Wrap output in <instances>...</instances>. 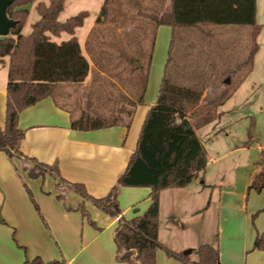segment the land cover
Returning <instances> with one entry per match:
<instances>
[{
	"label": "trees",
	"instance_id": "1",
	"mask_svg": "<svg viewBox=\"0 0 264 264\" xmlns=\"http://www.w3.org/2000/svg\"><path fill=\"white\" fill-rule=\"evenodd\" d=\"M34 1L16 0L8 7V17L17 23L9 36L0 37V62L8 58L6 115L4 127L0 129V151L11 160H24V169L30 178L49 174L57 180L58 187L75 191L85 201L115 218L118 223L114 231L118 262L155 264L156 251L162 249L183 264H220L217 246L201 245L197 248L198 259L191 261L188 255L176 253L160 242L159 198L162 190L186 187L206 169L207 152L196 129L217 119V109L252 71L261 29L256 22L257 0H104L85 42L86 55L75 36V29L83 26L89 13L80 11L60 22L58 17L66 0L37 3L39 19L32 24L29 34H22L29 14L27 6ZM221 25L248 26L250 47L246 58L229 68L220 91L207 98L203 96L207 87L205 79L213 78V73L204 81L193 77L187 85H181L169 78L168 70L179 29H194L212 39L216 36L213 27ZM159 26L170 27L171 37L157 99L146 114L137 147L125 171L106 196L89 195L83 184L65 180L55 165L41 163L23 154L24 131L18 125L21 111L54 96L61 85H82L93 67L95 73L82 91L87 97V108L77 117L70 111L71 128L129 127L136 107L143 102ZM62 32L71 37L60 43L51 39V35L59 36ZM209 66L214 68L212 63ZM197 71L190 70L189 74L197 75ZM92 101L99 106L112 105L111 117L89 112L87 109L94 105ZM122 187L151 189V204L142 215L132 219L122 216L118 200ZM263 189L264 149L261 150L259 169L249 186V190L255 192ZM79 210L88 216L84 204ZM254 249H264L263 235L256 238ZM24 264L67 263L65 260L44 262L35 258Z\"/></svg>",
	"mask_w": 264,
	"mask_h": 264
},
{
	"label": "crops",
	"instance_id": "2",
	"mask_svg": "<svg viewBox=\"0 0 264 264\" xmlns=\"http://www.w3.org/2000/svg\"><path fill=\"white\" fill-rule=\"evenodd\" d=\"M257 14L258 0L256 17ZM94 22L81 36L78 29L84 24L75 29L85 55V42ZM162 30L171 33L170 27L159 26L156 35ZM70 37L65 32L51 35L57 43ZM234 38L225 37L229 41L225 52L236 47ZM155 50L156 42L152 58ZM221 52L224 53L223 49ZM228 62L226 57L225 66ZM0 63L6 69V76L0 77L1 129L6 115L8 58ZM145 95L146 89L129 127L115 125L95 130L71 128L70 111L77 117L86 105L78 104L73 109L63 97L58 99L54 94L44 98L19 114L18 125L24 131L21 151L41 163L55 165L65 180L83 184L89 195L102 198L125 171L137 147L146 114L156 102L157 95L147 101ZM71 99L72 96L66 98L70 102ZM90 109L93 106L87 110L95 113ZM198 130L196 133L202 141ZM257 150L259 154L248 169L234 172L233 179L226 184L224 171L218 172V177L208 174L210 156L206 149L208 162L203 174L186 187L162 190L160 242L176 253L191 250L188 255L191 261L198 259V247L211 245L219 249L220 264H264V249H254L256 238L264 236V189L249 190L261 161L260 147ZM24 166V160H11L0 151V264H24L35 258L44 262L65 260L67 264H125L116 259L114 231L118 223L115 218L75 191L58 187L57 180L49 174L30 178ZM150 193L148 187H122L118 197L122 216L132 219L142 215L151 204ZM81 204L85 205L88 216L79 210ZM212 206L216 209L214 234L209 214ZM155 256V264H183L162 249Z\"/></svg>",
	"mask_w": 264,
	"mask_h": 264
},
{
	"label": "rangeland",
	"instance_id": "3",
	"mask_svg": "<svg viewBox=\"0 0 264 264\" xmlns=\"http://www.w3.org/2000/svg\"><path fill=\"white\" fill-rule=\"evenodd\" d=\"M48 1L35 0L27 6L29 14L22 28V34L30 33L32 24L39 19L35 9L36 3H47ZM103 1L67 0L64 11L58 20L63 22L80 11H87L89 16L85 19L84 26L78 29V34L81 36L83 30L96 19ZM256 21L261 29L257 38L259 50L255 56L252 71L233 95L217 109V119L198 130L202 143L210 156L208 174H214L215 177H218L219 173L224 171L226 184H228V180L233 179L234 172H245L250 164L255 161L254 159L259 154L258 147L261 150L264 149V0H258ZM213 30L217 38L215 36L208 39L194 29H179L168 70L169 78L181 85H187L193 77L199 81H204L208 74L213 73L214 80L211 81V77L205 79L207 87L203 96L207 98L214 97L220 91L221 83L228 76L229 68L232 69L237 63L243 61L250 47V29L248 26L221 25L213 27ZM170 34L167 30H162L156 35V50L151 61L146 84V101L152 95H158L168 58ZM228 35L235 37L233 42H236V47H233L230 52H225V46L228 47L229 45V41L225 39ZM222 49L223 54H221ZM226 57L230 61L228 66H225ZM211 63L214 64V68L209 66ZM2 65L0 63V77L1 74L3 77L6 76V69H3ZM190 70L191 72L196 70L197 75L189 74ZM94 73L93 67L92 72L82 85L64 84L59 86L55 90V96L58 99L63 97L64 102L73 109L78 104L86 105L87 97L82 91ZM69 96H72L71 102L66 100ZM92 102L94 111L90 109L91 111L111 117L109 110L111 111L112 105L99 106L97 102ZM202 180L200 179V181ZM209 214L211 233L214 234L216 221L214 206H212Z\"/></svg>",
	"mask_w": 264,
	"mask_h": 264
},
{
	"label": "water",
	"instance_id": "4",
	"mask_svg": "<svg viewBox=\"0 0 264 264\" xmlns=\"http://www.w3.org/2000/svg\"><path fill=\"white\" fill-rule=\"evenodd\" d=\"M15 1L16 0H0V37L9 36L11 29L16 26L17 22L7 15L8 7ZM190 252L191 250H187L184 252V255H189Z\"/></svg>",
	"mask_w": 264,
	"mask_h": 264
}]
</instances>
